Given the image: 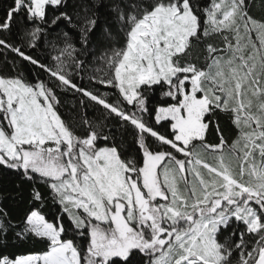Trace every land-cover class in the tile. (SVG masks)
<instances>
[{"label": "snow or ice", "instance_id": "1", "mask_svg": "<svg viewBox=\"0 0 264 264\" xmlns=\"http://www.w3.org/2000/svg\"><path fill=\"white\" fill-rule=\"evenodd\" d=\"M0 264H264V0H0Z\"/></svg>", "mask_w": 264, "mask_h": 264}, {"label": "trees", "instance_id": "2", "mask_svg": "<svg viewBox=\"0 0 264 264\" xmlns=\"http://www.w3.org/2000/svg\"><path fill=\"white\" fill-rule=\"evenodd\" d=\"M15 191L13 180L0 176V194L9 196V198L4 201V205L8 207L14 216H18L21 209L16 206L15 201L11 198L15 194Z\"/></svg>", "mask_w": 264, "mask_h": 264}]
</instances>
